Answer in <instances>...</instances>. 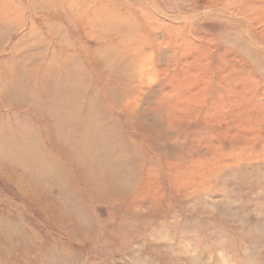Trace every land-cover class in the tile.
I'll list each match as a JSON object with an SVG mask.
<instances>
[{"label":"rangeland","instance_id":"1","mask_svg":"<svg viewBox=\"0 0 264 264\" xmlns=\"http://www.w3.org/2000/svg\"><path fill=\"white\" fill-rule=\"evenodd\" d=\"M49 64L117 119L128 158L91 180L101 197L76 172L50 204L0 169V216L22 234L0 242L7 262L264 264V0H0V85L9 69L40 90ZM31 112L0 106L47 150Z\"/></svg>","mask_w":264,"mask_h":264},{"label":"bare ground","instance_id":"2","mask_svg":"<svg viewBox=\"0 0 264 264\" xmlns=\"http://www.w3.org/2000/svg\"><path fill=\"white\" fill-rule=\"evenodd\" d=\"M61 68H64L63 73L57 71L55 64L44 69V77L52 75V81L41 80L43 88L40 90H36L24 75L15 78L9 69L4 84L0 85V106L19 112L31 105L33 118L44 123L46 137L51 143L49 149L43 148L37 125L27 115H1L0 169L18 180L31 197L43 194L47 204L51 201L49 186L58 183L63 189L62 195L69 193L68 190L75 187L76 172L80 180L86 181L87 190L101 197L104 189L92 184L91 180L108 183L112 174L123 169L129 152L127 149L123 154L118 151L123 139L117 134V131L120 133L117 119L104 109L100 110L99 102L92 97L84 107L81 80L68 64ZM43 89L47 90L45 94ZM95 168L99 170L97 174ZM53 203L57 205L54 200ZM72 210L73 207L66 205L60 213L73 216ZM79 221L80 226L83 221L80 218ZM92 226L82 229L93 234ZM21 238L20 230L0 216V242L9 240L14 247ZM1 248L0 264H11L7 262L6 250Z\"/></svg>","mask_w":264,"mask_h":264}]
</instances>
